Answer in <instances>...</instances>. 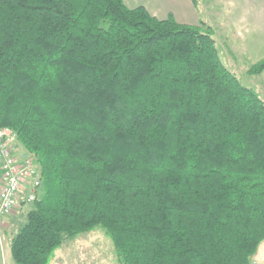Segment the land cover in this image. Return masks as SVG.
I'll list each match as a JSON object with an SVG mask.
<instances>
[{"label":"trees","instance_id":"16d2710c","mask_svg":"<svg viewBox=\"0 0 264 264\" xmlns=\"http://www.w3.org/2000/svg\"><path fill=\"white\" fill-rule=\"evenodd\" d=\"M213 34L123 0H0V127L42 176L16 264H48L95 225L123 264H251L264 100ZM262 71L264 58L247 69Z\"/></svg>","mask_w":264,"mask_h":264},{"label":"rangeland","instance_id":"374dc122","mask_svg":"<svg viewBox=\"0 0 264 264\" xmlns=\"http://www.w3.org/2000/svg\"><path fill=\"white\" fill-rule=\"evenodd\" d=\"M207 7L214 14L213 19H210V23L216 30L214 38L222 62L234 72L243 85L254 88L264 100V71L261 74L247 73L249 62L242 54L231 47L232 45L236 46L237 42L231 40L230 28L224 15L217 13L220 10L215 1L198 0V9L201 14L207 11ZM30 206L22 212L8 216L5 219L4 226H0V264H16L10 253V239L17 230L18 224L23 221L24 214ZM48 264L123 263L117 259L112 241L105 230L101 226L95 225L88 231L78 233L72 238H66L54 249ZM251 264H264V240L260 242L252 256Z\"/></svg>","mask_w":264,"mask_h":264},{"label":"crops","instance_id":"0c3cea01","mask_svg":"<svg viewBox=\"0 0 264 264\" xmlns=\"http://www.w3.org/2000/svg\"><path fill=\"white\" fill-rule=\"evenodd\" d=\"M128 7L144 6L157 18L172 14L177 22L198 25L200 20L215 28L210 19L214 14L210 8L203 14L198 9V0H123ZM230 28L231 47L249 62L264 58V0H214ZM213 34V35H214ZM231 52V50H229ZM263 72V71H262ZM262 72L258 73L261 74Z\"/></svg>","mask_w":264,"mask_h":264},{"label":"built area","instance_id":"2783aa9c","mask_svg":"<svg viewBox=\"0 0 264 264\" xmlns=\"http://www.w3.org/2000/svg\"><path fill=\"white\" fill-rule=\"evenodd\" d=\"M42 176L33 154L18 141L15 131L0 127V226L22 212L41 193Z\"/></svg>","mask_w":264,"mask_h":264}]
</instances>
